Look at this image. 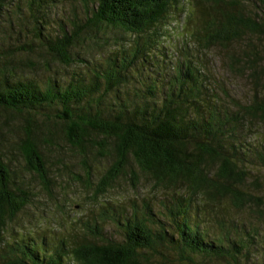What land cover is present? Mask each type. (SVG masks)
Masks as SVG:
<instances>
[{
    "label": "trees",
    "instance_id": "1",
    "mask_svg": "<svg viewBox=\"0 0 264 264\" xmlns=\"http://www.w3.org/2000/svg\"><path fill=\"white\" fill-rule=\"evenodd\" d=\"M78 1L86 17H74L71 30L63 24L60 33H48L39 21L32 36L17 44L2 40L16 32L14 19L0 24V112L5 113L0 142L3 128L20 132L14 144L24 168L49 194L54 183L42 147L53 135L43 123H61L66 140L82 153L96 148L99 156L110 155L113 161L91 194L102 209L87 221L80 243L62 238L54 248L46 247L30 233L10 232V223L33 198L24 176L16 177L0 149V264H163L172 251L190 263L204 256L237 264L252 255L259 234L240 216L221 210L226 203L264 218V192L256 193L261 183L252 179L259 172L254 164H264V147L242 140L247 126L264 125V57L247 61L263 95L249 104L237 101L199 63L203 52L228 47L242 30L262 31L261 22L246 17L238 0H195L187 22L173 30L183 32L177 36L184 41L181 56L175 63L157 59L151 65L155 46L159 49L165 36L162 27L183 0ZM11 2L0 0V9ZM228 5L230 10L223 7ZM90 30H118L124 38L87 72L72 69L64 80L50 75L42 85L19 73L30 66L15 56L36 47L66 66L84 61L76 45ZM229 60L234 71L237 59ZM15 62L18 66L12 67ZM133 167L153 182L162 195L160 206L111 213L103 195L121 175L129 172L138 179ZM87 175L92 183L90 169ZM108 220L120 228L119 236L105 232ZM214 222L220 231L212 236Z\"/></svg>",
    "mask_w": 264,
    "mask_h": 264
},
{
    "label": "rangeland",
    "instance_id": "2",
    "mask_svg": "<svg viewBox=\"0 0 264 264\" xmlns=\"http://www.w3.org/2000/svg\"><path fill=\"white\" fill-rule=\"evenodd\" d=\"M238 1L240 3L238 6L242 8L246 17L261 22L262 31L242 30L239 40L231 42L228 47L216 46L203 52L204 61L199 65L203 68V72L217 77L221 85L228 89L237 101L249 104L262 95V86L254 82L252 71L248 69V65L250 66L248 62L255 57L258 59L264 57V7L259 0ZM31 2L30 0H12L11 3L6 4L5 8L0 9V24L5 23L6 20L8 22L11 18L16 22V32L7 34L6 39H2L6 43L21 44L23 40L30 38L31 34L41 25L39 21L45 25L44 31L56 34L60 33L63 24H67L68 29L71 30L70 22L74 17H79V19L86 17L78 0H35ZM223 2L225 3V0ZM194 3L195 0H183L180 4V11L177 10L171 14L169 22L162 27L165 36H163L164 39L159 49L155 46L151 65L157 63V59L163 64L175 63V59L181 56L180 48H184V41L177 36L183 32L174 33L173 30H181L180 27L187 22L190 11L195 9ZM223 7L231 9L229 5ZM199 16L200 14L197 13L195 18ZM33 29L35 30L32 31ZM102 31L90 30L84 33L86 38L76 45V52L81 57H85L84 61L79 59L80 63L66 66L58 63L57 60L51 58L52 56L45 55L46 51L43 52L42 49L36 47L34 52L15 56L17 61H25L27 66H30L19 73L27 74L28 77L34 78L43 85L50 75L64 80L71 76L68 73H71L72 69L87 72L89 67L102 61L110 52L116 50L115 48L124 38L123 33L118 30H108L106 34ZM119 35L120 38H118ZM125 37L127 38V35ZM11 45L12 48L15 47ZM231 56L237 59L234 71L230 70ZM17 66L18 62L12 65V67ZM144 68L149 70L148 66ZM260 75L264 76V73L261 72ZM0 117L5 118V113L0 112ZM15 121L18 122L19 119ZM43 129L50 130L53 135L50 145L42 147L50 178L54 183L52 194L43 188L37 176L26 172L24 160L14 144L20 132L3 128L4 138L0 142V149L11 168L15 170L16 177L24 176L33 198L32 203L19 213L8 229L10 232L14 230L18 233H30L32 237L44 242L46 247L54 248L62 238L70 244L80 243L85 237L87 221L96 214L99 216L102 209L96 207L91 194H93L98 179L109 168L113 159L110 155L99 156L96 148H90L87 153L74 148L64 137L63 125L55 119L43 123ZM243 133L244 145H258L260 149L264 147V125L254 122L247 126V131ZM5 139L9 141L6 142ZM254 165V169L259 172L253 174L252 179H259L262 191L256 190V193L262 194L264 192V164L256 165L255 163ZM133 168L139 174L138 179H131L129 172L121 175L103 195V199L109 201L111 206L109 210L113 209L111 213L117 214L119 210L131 211L132 208L143 211L148 207L155 209L160 206L162 195L157 191L153 182L141 174L136 167ZM89 169L93 173L92 183L87 181ZM221 211L230 216H240L247 227L259 234L255 241L257 248L253 250L252 255L243 257L237 264H264V218L254 215L250 210L235 211L226 203ZM213 225L215 226L209 228V234L212 236L220 231L217 223L214 222ZM104 229L109 235L119 236L121 234L120 228L113 221L108 220ZM172 252L174 256L164 260L163 264H234L232 261L229 263L226 260L204 256L193 257V262L190 263L191 261L179 260L178 253Z\"/></svg>",
    "mask_w": 264,
    "mask_h": 264
}]
</instances>
